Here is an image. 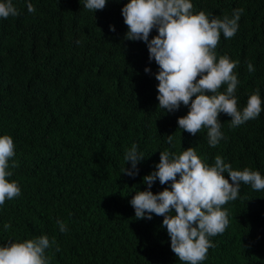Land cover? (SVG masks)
Wrapping results in <instances>:
<instances>
[{
    "label": "trees",
    "instance_id": "1",
    "mask_svg": "<svg viewBox=\"0 0 264 264\" xmlns=\"http://www.w3.org/2000/svg\"><path fill=\"white\" fill-rule=\"evenodd\" d=\"M127 2L108 0L93 12L84 0H13L19 15L0 19V136L13 138L18 167L9 179L21 188L0 206V245L47 235L56 241L46 250L50 264H183L163 217L136 219L129 203L136 190L147 189L143 177L155 170L160 152L194 147L209 165L220 155L234 170L264 176V111L234 129L221 114L226 139L211 147L206 129L193 136L178 128L187 107L173 113L158 107V65L145 42L125 39ZM191 2L194 11L221 18L244 10L235 36L221 34L216 51L239 61V107L257 88L264 100V0ZM157 34L153 29L149 40ZM133 144L144 158L129 177L121 170L131 168L124 152ZM164 187L157 180L151 191ZM223 207L229 226L212 238L215 247L202 264H264V191L242 183L238 199Z\"/></svg>",
    "mask_w": 264,
    "mask_h": 264
},
{
    "label": "clouds",
    "instance_id": "2",
    "mask_svg": "<svg viewBox=\"0 0 264 264\" xmlns=\"http://www.w3.org/2000/svg\"><path fill=\"white\" fill-rule=\"evenodd\" d=\"M107 2L84 0L83 7L95 12L103 10ZM193 9L191 0H129L121 14L127 26L125 39L145 42L149 60L158 65V107L173 113L183 104L188 112L178 117V128L193 136L206 129L207 143L216 147L226 139L221 131V114L230 117L229 127L234 129L257 119L264 111V100L257 88L249 94L246 106L239 107L235 93L240 81L234 71L239 61L231 60L227 54L218 56L216 51L221 34L225 39L235 36L244 10L237 8L231 17L225 14L221 18ZM27 10L35 12L30 2ZM18 15L13 0H0V19ZM109 27L115 31L114 26ZM153 29L158 34L149 40ZM247 68L249 72L255 70L251 63ZM145 72L150 69L145 68ZM172 141L173 134L167 135V142L171 145ZM14 156L13 138L0 136V206L6 199L21 195L18 182L9 179L13 176L10 169L18 167ZM143 158L136 144L125 149L124 160L130 162L131 168L124 167L121 173L138 175L137 165ZM157 180L167 187L153 193L151 188ZM143 183L147 189L136 190L129 202L135 218L151 220L153 214L162 216L161 227L167 230L171 250L183 264H202L207 259L208 250L215 247L212 238L222 235L230 223L223 206L238 199L242 183L252 190L264 191V176L259 171L248 167L234 170L220 155L209 165L194 147L179 153L161 151L155 170L143 177ZM56 223L61 233L67 231L63 221ZM10 227V223L4 224V229ZM55 244V239L50 241L47 235L9 240L0 245V264H50L46 250Z\"/></svg>",
    "mask_w": 264,
    "mask_h": 264
}]
</instances>
